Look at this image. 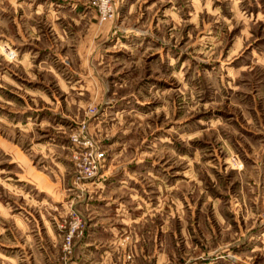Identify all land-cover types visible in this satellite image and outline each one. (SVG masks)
<instances>
[{"label": "rangeland", "instance_id": "rangeland-1", "mask_svg": "<svg viewBox=\"0 0 264 264\" xmlns=\"http://www.w3.org/2000/svg\"><path fill=\"white\" fill-rule=\"evenodd\" d=\"M112 1L0 0V264H264V0Z\"/></svg>", "mask_w": 264, "mask_h": 264}, {"label": "built area", "instance_id": "built-area-1", "mask_svg": "<svg viewBox=\"0 0 264 264\" xmlns=\"http://www.w3.org/2000/svg\"><path fill=\"white\" fill-rule=\"evenodd\" d=\"M99 1V12L101 15V20H106L109 16L113 15V1L112 0H97ZM93 146V144H91ZM94 154L97 155V157L92 156L91 159V170L93 169H97V166H99V160L101 158H103V154L99 152V148H97L96 146H94V150H93ZM93 163V164H92ZM91 170H88V174H86L85 177L89 178L91 176H93V172ZM62 264H68L67 262H63Z\"/></svg>", "mask_w": 264, "mask_h": 264}]
</instances>
